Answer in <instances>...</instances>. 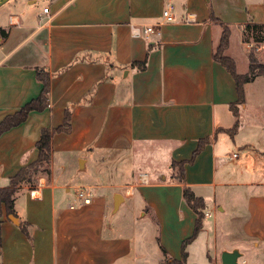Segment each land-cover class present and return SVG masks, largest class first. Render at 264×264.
<instances>
[{
    "label": "crops",
    "instance_id": "1",
    "mask_svg": "<svg viewBox=\"0 0 264 264\" xmlns=\"http://www.w3.org/2000/svg\"><path fill=\"white\" fill-rule=\"evenodd\" d=\"M168 3L172 22L162 19ZM248 24L264 25V0H9L1 6L0 122L39 96L38 71L49 75L50 87L43 111H31L0 136V188L36 161L40 131L62 126L66 111L70 130L52 136L49 175L18 189L14 215L3 211L0 264H151L144 252L153 243L161 255L154 264L179 260L196 216L182 198L183 185L172 179L171 163L190 160L204 139L210 141L184 166L186 185L208 213L187 245L186 264H221L222 252L234 249L238 264H264V96L248 95L264 77L244 85L239 127L230 136L236 122L230 105L238 95L230 73L213 59L223 28L237 32L240 44ZM147 27L156 32L142 34ZM253 55L264 63L263 44ZM144 61L142 71L131 67ZM233 148L240 156L227 154ZM123 159L112 172L106 164ZM96 164L102 184L92 185ZM112 176L126 183H109ZM77 187L91 188L90 204H77ZM115 194L121 200L113 209ZM173 215L178 225L171 227ZM118 226L130 234L118 235ZM199 240L204 257L194 261Z\"/></svg>",
    "mask_w": 264,
    "mask_h": 264
},
{
    "label": "trees",
    "instance_id": "2",
    "mask_svg": "<svg viewBox=\"0 0 264 264\" xmlns=\"http://www.w3.org/2000/svg\"><path fill=\"white\" fill-rule=\"evenodd\" d=\"M229 36V30L224 27L221 35L220 51H223L228 47ZM242 37L244 39V42H248L251 40L254 43H264V25H246L242 33ZM213 59L226 68V70L230 73L235 82L238 100L235 104L230 105V109L234 117L236 118V122L230 130L226 131V133H228L230 136H233L239 127L237 105H241L244 103V85L251 82L256 77H264V64L256 63L255 60L250 57L248 72L244 75H238L235 72L233 61L228 58L218 57L216 55V50L214 51ZM145 66V61L140 63H134L131 65V67H135L139 71L144 70ZM36 79L42 84V90L39 96L24 105L18 112L5 117L0 122V136L8 130L23 123L31 111L41 112L48 106V94L50 87L49 75L43 71H38L36 73ZM69 122L70 115L69 112L66 111L62 126L54 129H42L40 131L39 140L37 141L35 146L38 150V157L36 161L21 168L13 177L9 179L8 185L6 187L0 188V246L2 240L1 219L3 211H5V213L8 215H14V201L18 189L23 186H27L30 189L34 188L41 177L49 175L52 136L55 133L59 132H69ZM209 141L210 139L200 140L190 160L171 164V169L173 171L172 179L176 183L183 185L182 198L186 205L194 212L196 219L192 236L182 242L181 258L179 260L166 258L163 264H186V259L188 256L186 252V247L191 241H193L197 237L198 233L202 229L205 205L203 200L201 198L196 197L191 191V189L186 185L184 166L185 164H191L194 161L195 157L198 155V153L202 150L204 145ZM21 230L22 233L26 236V238L30 239L28 231L24 227H21ZM161 251L162 254L165 255V251L162 249Z\"/></svg>",
    "mask_w": 264,
    "mask_h": 264
},
{
    "label": "rangeland",
    "instance_id": "3",
    "mask_svg": "<svg viewBox=\"0 0 264 264\" xmlns=\"http://www.w3.org/2000/svg\"><path fill=\"white\" fill-rule=\"evenodd\" d=\"M44 1L45 0H40V4H41V2H44ZM240 44H239V41H238L237 32L232 30V35L230 33L229 41H228L229 52L226 53L228 47L225 50L220 51V47H221V36H220V37H218L216 39V42H215L216 55L218 57H220V58L224 57V58H228V59H230V58L227 56V54L229 56L234 57L236 59V67H235V64H234L235 72L237 71L240 74L247 73L248 66L250 64V61H249L250 57H252L255 60L256 63L264 64L261 61L255 59L254 55H253L254 47L256 45H261V44H263V46H264V43H254L251 40L248 41V42H244V39L242 37ZM243 48H244L245 51H243ZM237 72H236V74H237ZM255 94H257L259 96L260 95L264 96V80L263 79H258V81H256L251 86V88L249 89V92H248L249 96H251L252 98L256 99L255 98ZM251 109L252 108H250V110ZM230 153H234V154H237L239 156L241 154L238 149H234V148L231 150V152H229V153L227 152V154H230ZM113 157H115V156H113ZM125 162L126 161L124 159L122 161L111 160V161H106V164L108 165V168L112 172L115 168H117L116 164H123ZM172 163H177V162H172ZM178 163H180V162H178ZM90 171H91L90 172V176L91 177H90V182H88V183H91L92 185L102 184V180L99 177V171H101V170H100V168H98V164L92 165L91 168H90ZM109 181H110L109 183H111V181H114V183H116V181H117V183H120V185L126 183L125 182V178H118V180H115V178L113 176L111 177V179ZM116 190L117 191H123L122 188H120V189L116 188ZM117 191H116V193L121 194L120 192H117ZM123 219L124 218L121 217V214H120V215H118L116 217L115 222L118 223V225H119L120 221L123 220ZM138 220H140V219H138ZM206 220L210 221L211 219H206ZM15 222H16V220H15ZM170 224H171V227H174L175 225H178V223L175 220L174 215L172 216V222H170ZM116 233L118 235H129L130 234V229H128L127 227H124L123 229H121V227L118 226L116 228ZM139 233H140L139 236L141 237L142 232L139 231ZM203 237H204V235L201 236V238H203ZM218 240H219V242H221L222 238H218ZM200 242H201L200 240L197 241L196 244L193 247V250L196 251V252H192L193 255L191 256V259H193L194 261H196V260L198 261L199 259H202L204 257L203 253L201 252L202 248H201ZM186 249H187V247H186ZM146 251L147 252H144V254L147 257V260L149 261V263H151V264H154V262L157 261L161 257L160 252L157 251V248H156L154 243H153V245L151 244L150 247L146 246ZM186 252H187V250H186Z\"/></svg>",
    "mask_w": 264,
    "mask_h": 264
},
{
    "label": "built area",
    "instance_id": "4",
    "mask_svg": "<svg viewBox=\"0 0 264 264\" xmlns=\"http://www.w3.org/2000/svg\"><path fill=\"white\" fill-rule=\"evenodd\" d=\"M44 13L48 12V9L43 10ZM174 6L172 3H168L165 5L163 11H162V19L165 22H172L174 20ZM156 32L152 27H147L142 31V34L148 35ZM138 34L140 32L138 31ZM92 190L90 187H77L74 189V199L77 202L78 205L84 206L90 204V200L92 198ZM70 208H74V206H71ZM205 216H208V213L204 214Z\"/></svg>",
    "mask_w": 264,
    "mask_h": 264
},
{
    "label": "water",
    "instance_id": "5",
    "mask_svg": "<svg viewBox=\"0 0 264 264\" xmlns=\"http://www.w3.org/2000/svg\"><path fill=\"white\" fill-rule=\"evenodd\" d=\"M9 0H0V7L6 4ZM121 200V196L119 194H115L113 197V209H116ZM241 257L240 252L237 249L232 251H224L221 254V264H238V260Z\"/></svg>",
    "mask_w": 264,
    "mask_h": 264
}]
</instances>
